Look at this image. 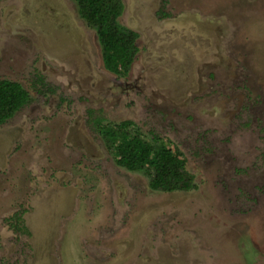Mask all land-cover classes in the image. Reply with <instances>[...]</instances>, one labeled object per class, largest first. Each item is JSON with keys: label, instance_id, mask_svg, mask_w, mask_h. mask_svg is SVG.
Returning a JSON list of instances; mask_svg holds the SVG:
<instances>
[{"label": "rangeland", "instance_id": "1", "mask_svg": "<svg viewBox=\"0 0 264 264\" xmlns=\"http://www.w3.org/2000/svg\"><path fill=\"white\" fill-rule=\"evenodd\" d=\"M122 4L115 76L73 0H0V80L29 95L0 126V264H264V0ZM126 121L190 191L116 165L96 123Z\"/></svg>", "mask_w": 264, "mask_h": 264}, {"label": "trees", "instance_id": "2", "mask_svg": "<svg viewBox=\"0 0 264 264\" xmlns=\"http://www.w3.org/2000/svg\"><path fill=\"white\" fill-rule=\"evenodd\" d=\"M86 26L96 34L102 64L108 73L124 76L137 53V34L118 26L124 7L122 0H73ZM29 102L28 93L17 83L0 80V126ZM98 132L114 150L115 163L128 172H144L148 187L154 192H187L193 188V176L186 170L176 147L164 145L157 136L143 139L132 134L131 122L100 125ZM118 145H114V141Z\"/></svg>", "mask_w": 264, "mask_h": 264}, {"label": "flooded vegetation", "instance_id": "3", "mask_svg": "<svg viewBox=\"0 0 264 264\" xmlns=\"http://www.w3.org/2000/svg\"><path fill=\"white\" fill-rule=\"evenodd\" d=\"M32 243H33V245H32V246H34V245L36 244L34 241H32Z\"/></svg>", "mask_w": 264, "mask_h": 264}]
</instances>
